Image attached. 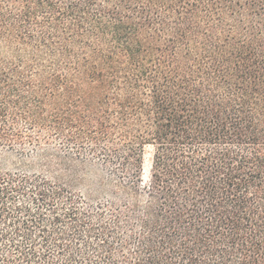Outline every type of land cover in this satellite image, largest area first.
<instances>
[{
	"label": "trees",
	"instance_id": "trees-1",
	"mask_svg": "<svg viewBox=\"0 0 264 264\" xmlns=\"http://www.w3.org/2000/svg\"><path fill=\"white\" fill-rule=\"evenodd\" d=\"M0 264H264V0H0Z\"/></svg>",
	"mask_w": 264,
	"mask_h": 264
},
{
	"label": "rangeland",
	"instance_id": "rangeland-1",
	"mask_svg": "<svg viewBox=\"0 0 264 264\" xmlns=\"http://www.w3.org/2000/svg\"><path fill=\"white\" fill-rule=\"evenodd\" d=\"M150 167V148H146L143 155L142 180L146 181Z\"/></svg>",
	"mask_w": 264,
	"mask_h": 264
}]
</instances>
